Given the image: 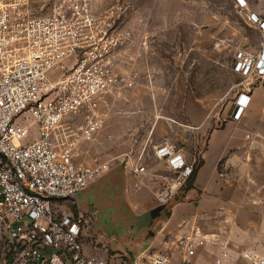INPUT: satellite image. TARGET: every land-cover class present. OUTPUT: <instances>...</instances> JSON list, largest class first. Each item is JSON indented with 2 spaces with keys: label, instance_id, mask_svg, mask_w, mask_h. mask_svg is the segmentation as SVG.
Returning <instances> with one entry per match:
<instances>
[{
  "label": "built area",
  "instance_id": "2783aa9c",
  "mask_svg": "<svg viewBox=\"0 0 264 264\" xmlns=\"http://www.w3.org/2000/svg\"><path fill=\"white\" fill-rule=\"evenodd\" d=\"M102 1L44 0L47 10L40 14L34 0H0V264H108L84 254L82 236L92 217L76 203L115 160H82L81 145L104 127L110 99L132 85L117 65L127 42L124 12L117 4L100 9ZM235 3L247 14L246 1ZM247 19L261 31L260 49L255 56L237 52L235 59L242 76L264 78V17L250 13ZM155 37L144 34L142 49ZM248 102L245 95L237 99L233 120ZM122 162L136 179L156 184L161 206L174 201L194 174L168 139L152 146L148 158L128 153ZM64 203L75 213L61 212ZM206 243L194 227L177 241L180 262L148 252L129 264H193ZM241 258L264 264L254 250Z\"/></svg>",
  "mask_w": 264,
  "mask_h": 264
},
{
  "label": "rangeland",
  "instance_id": "374dc122",
  "mask_svg": "<svg viewBox=\"0 0 264 264\" xmlns=\"http://www.w3.org/2000/svg\"><path fill=\"white\" fill-rule=\"evenodd\" d=\"M244 1L264 10L260 0ZM44 4V0H34L40 14L47 10ZM116 4L124 12L121 28L127 39L118 71L132 85L110 99L104 127L79 151L82 160L115 158L113 165L128 153H143L148 158L152 146L165 139L172 141L180 123H185L182 105L187 96H218L236 85L240 76L233 56L240 49H255L258 36L235 0H103L99 8ZM147 33L156 37L142 49L141 38ZM146 163L155 162L146 159ZM152 187L148 179H136L128 187V202L134 204L138 193H149ZM116 192L119 188L103 179L76 197L81 210L94 213L90 232L100 234L112 247L131 238L128 230L133 217ZM115 202L122 203L121 207H115ZM255 202L260 208L253 216L254 224L240 231L250 241V250L264 254V188ZM73 208L64 203L61 212ZM241 256L232 264H244Z\"/></svg>",
  "mask_w": 264,
  "mask_h": 264
},
{
  "label": "crops",
  "instance_id": "0c3cea01",
  "mask_svg": "<svg viewBox=\"0 0 264 264\" xmlns=\"http://www.w3.org/2000/svg\"><path fill=\"white\" fill-rule=\"evenodd\" d=\"M246 3L247 14L264 17L263 9ZM260 3L264 7V0ZM247 14L243 13V18L258 34L257 47L237 52L255 56L260 49L261 31L248 21ZM237 52L233 56L240 76L236 85L222 95L187 96L183 102L185 123H180L171 142L194 166L185 189L174 201L161 206L156 200V184L151 182L153 189L138 193L131 204L127 200L128 187L134 185L136 177L130 169L119 166L122 161L114 164L104 179L110 187L120 183L124 187V200L134 217L128 230L131 238L122 246L112 247L100 234L90 232L94 213L78 207L86 217H92L82 236L86 256L108 264H129L151 252L180 262L177 241L194 227L199 228L207 243L197 249L193 264H214L222 255L226 256L224 264H232L245 250H250L251 243L240 230L246 231L254 224L253 216L259 214L255 199L264 188V78L242 76L235 59ZM241 95L249 97V102L235 121L236 101ZM170 128L174 130L172 125ZM148 167L156 169V164L148 163ZM160 207L162 210L155 218L149 217ZM66 211L64 214L75 213L72 209Z\"/></svg>",
  "mask_w": 264,
  "mask_h": 264
},
{
  "label": "water",
  "instance_id": "95a60500",
  "mask_svg": "<svg viewBox=\"0 0 264 264\" xmlns=\"http://www.w3.org/2000/svg\"><path fill=\"white\" fill-rule=\"evenodd\" d=\"M119 166H120L122 169L125 168L124 163H121ZM110 172H111V170H110L106 175H104L103 177H101L100 179H98L96 182H98V181L104 179L106 176H108V175L110 174ZM96 182L92 183L87 189H89V188H90L93 184H95ZM115 187H118V188H119V192H116V193H115V194H116L115 196H121V195H122V202L125 204V206L127 207L128 211H130L129 208H128V206H127V204H126V202H125V200H124V187H123V185L120 183V185L115 186ZM115 187H112V188H115ZM87 189H85V190H87ZM85 190H83V191H85ZM83 191H81V192H83ZM116 203H117V205H116ZM121 204H122V203L115 202V203H114V206L117 207V208H120V207H121ZM161 210H162V207H160V208H158V209L152 211L151 213H149V217L155 218L156 215H157ZM132 220L134 221V217H132ZM132 220H130V222H131Z\"/></svg>",
  "mask_w": 264,
  "mask_h": 264
},
{
  "label": "trees",
  "instance_id": "16d2710c",
  "mask_svg": "<svg viewBox=\"0 0 264 264\" xmlns=\"http://www.w3.org/2000/svg\"><path fill=\"white\" fill-rule=\"evenodd\" d=\"M185 188H183V190H184Z\"/></svg>",
  "mask_w": 264,
  "mask_h": 264
}]
</instances>
